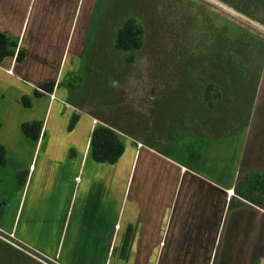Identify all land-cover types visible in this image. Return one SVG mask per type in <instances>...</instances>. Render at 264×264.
Segmentation results:
<instances>
[{
    "label": "crops",
    "instance_id": "0c3cea01",
    "mask_svg": "<svg viewBox=\"0 0 264 264\" xmlns=\"http://www.w3.org/2000/svg\"><path fill=\"white\" fill-rule=\"evenodd\" d=\"M97 5L104 0H0V29L25 51L0 61V243L51 264H264V193L244 181L264 172V82L240 84L236 69L204 61L199 77L222 75L212 106L208 82L193 85L187 66L182 81L147 97L142 80L125 76L127 54L140 49L116 48L129 11L113 35L103 18L92 32ZM32 121L42 124L37 139L22 130ZM100 125L124 144L114 162L92 157Z\"/></svg>",
    "mask_w": 264,
    "mask_h": 264
},
{
    "label": "rangeland",
    "instance_id": "374dc122",
    "mask_svg": "<svg viewBox=\"0 0 264 264\" xmlns=\"http://www.w3.org/2000/svg\"><path fill=\"white\" fill-rule=\"evenodd\" d=\"M108 1L109 5H106ZM220 1L264 25V0ZM104 2L105 5L96 7L92 32L98 28L97 24L103 18L106 28L111 24L113 35L114 25L123 19L124 13L121 11L124 12L126 8L129 16L134 15L138 22L142 20L145 28L143 45L139 51L127 54L133 57V60L125 61L129 69L125 76L127 79L135 77L134 80H142V85L145 83L144 87H148L145 96H151L153 91L149 89L153 87L159 91L162 85L165 87L166 83L171 84L181 71L185 73V66L191 69L187 76H190L193 85H198L199 81L198 86L205 81L216 80L222 76L218 73L221 71L220 68L229 67L238 68L240 72L242 68H246L245 71L249 69V73L246 74L248 82L256 69L259 71L256 86L264 82V32L211 0H104ZM221 51L224 52V56L219 58ZM84 60L89 63L87 58ZM204 61L207 69L212 71L216 69L218 72L215 73L214 70L212 74L207 73L206 78H201L202 75L199 77L198 72L204 68ZM146 67L149 71L147 74L140 70ZM193 69L195 73L192 72ZM187 72L188 70L185 74ZM82 80L83 77L79 75L74 81L68 79V82L76 87ZM95 85V82L90 83L88 88L85 85V89L87 88L89 92L92 90V94L97 96L99 89ZM109 86L111 88L106 90L107 95L104 97L101 95L99 100L100 104L104 103V108L106 102L111 99L109 92L116 91L115 87L112 88V81ZM76 90L78 89L70 91V99H75ZM198 92L199 89L193 91L194 98L198 96ZM126 94H122V98L125 99ZM174 94L175 91L172 89L165 93L171 97ZM128 98L134 97L131 95ZM125 107L129 111L128 106ZM34 257L36 256L27 249L19 250L0 243V264H51Z\"/></svg>",
    "mask_w": 264,
    "mask_h": 264
},
{
    "label": "trees",
    "instance_id": "16d2710c",
    "mask_svg": "<svg viewBox=\"0 0 264 264\" xmlns=\"http://www.w3.org/2000/svg\"><path fill=\"white\" fill-rule=\"evenodd\" d=\"M144 33H145V28L143 24L138 22V20L133 15L130 16L127 15L117 32L116 48L125 52L141 49L143 45ZM15 53L17 60H21L25 56V51L18 46V39L0 29V61L4 57L12 56ZM222 56H224L223 51H221L219 58H222ZM126 60L132 61L133 57L127 56ZM229 68H233V67H229ZM245 69L246 68H242L243 72L242 71L240 72L238 71L237 68L236 69L237 73L234 72L233 77L237 76L238 78L237 81L240 84L249 83L250 85L253 86L256 85L257 83L256 78L259 71H256L255 69L252 72L253 76L249 79L250 82H248L247 81L248 77H246V74L249 73V69L248 67H247L248 71H245ZM178 78H180L179 81H182L181 73L176 78V80H174V82H177ZM54 84L55 83L53 81L45 82L42 83L39 86V88L41 91L51 92L54 88ZM69 84L70 86H74L72 83ZM38 93L39 92L37 91L36 94ZM219 96H220V91L218 87L214 84V80L209 81L207 83V89L205 92V99L208 106H212L213 105L212 100ZM23 101L25 105H29V101L27 98L23 97ZM75 120H76V116L74 115L71 118L69 128L73 126ZM41 128H42V124L39 121L24 122L22 124V130L24 131V133L28 136H31L34 139L38 138ZM90 143H91L92 157L96 161H100V162H104V161L114 162L122 155L124 151V144L122 143L116 132L112 128L107 126L100 125L94 127L91 134ZM0 163L2 164L4 163V149L2 147H0ZM259 178L260 175H255L254 180L253 178L246 176L244 178V181L247 183L248 180H250L248 186L250 187L251 185H254L255 189L257 188L258 192L262 195L264 193V180H259ZM19 180L23 182V177L21 175L19 177ZM4 204L5 201H0V214L2 212V208Z\"/></svg>",
    "mask_w": 264,
    "mask_h": 264
},
{
    "label": "water",
    "instance_id": "95a60500",
    "mask_svg": "<svg viewBox=\"0 0 264 264\" xmlns=\"http://www.w3.org/2000/svg\"><path fill=\"white\" fill-rule=\"evenodd\" d=\"M213 1L214 3L218 4L220 7L224 8V9H227L229 10L230 12H232L233 14L237 15L238 17L244 19L245 21L249 22L250 24L258 27L260 30H262L264 32V25L256 22L255 20L251 19L250 17L242 14L241 12L237 11L236 9L228 6L227 4L223 3L222 1L220 0H211Z\"/></svg>",
    "mask_w": 264,
    "mask_h": 264
},
{
    "label": "flooded vegetation",
    "instance_id": "af4514ba",
    "mask_svg": "<svg viewBox=\"0 0 264 264\" xmlns=\"http://www.w3.org/2000/svg\"><path fill=\"white\" fill-rule=\"evenodd\" d=\"M260 173L261 174H259L260 175L259 180H264V172H260ZM255 175H257V174L251 173V178H253V180L255 179ZM252 183H254V182H252Z\"/></svg>",
    "mask_w": 264,
    "mask_h": 264
}]
</instances>
